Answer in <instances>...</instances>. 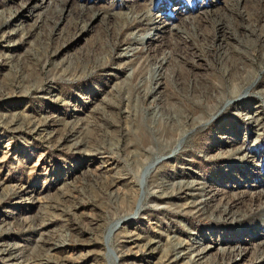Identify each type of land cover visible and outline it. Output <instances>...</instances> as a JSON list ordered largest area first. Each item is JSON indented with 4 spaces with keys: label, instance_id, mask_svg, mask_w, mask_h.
Listing matches in <instances>:
<instances>
[{
    "label": "rangeland",
    "instance_id": "1",
    "mask_svg": "<svg viewBox=\"0 0 264 264\" xmlns=\"http://www.w3.org/2000/svg\"><path fill=\"white\" fill-rule=\"evenodd\" d=\"M262 206L264 0H0V264H264Z\"/></svg>",
    "mask_w": 264,
    "mask_h": 264
},
{
    "label": "bare ground",
    "instance_id": "2",
    "mask_svg": "<svg viewBox=\"0 0 264 264\" xmlns=\"http://www.w3.org/2000/svg\"><path fill=\"white\" fill-rule=\"evenodd\" d=\"M98 14L99 13L95 14V16H98ZM143 38H142V41L144 42L145 40ZM140 41L141 40L139 38H132L128 43L131 44V43L140 42ZM153 166L154 165H150L149 169L147 170V174L150 173ZM244 219H245V221L253 223V224L257 223V224L264 225V206H262L259 211L249 214V216L245 217ZM117 226H118V223L114 227H117ZM171 258L172 257H169L167 260L170 262L175 261L174 259L171 260Z\"/></svg>",
    "mask_w": 264,
    "mask_h": 264
}]
</instances>
